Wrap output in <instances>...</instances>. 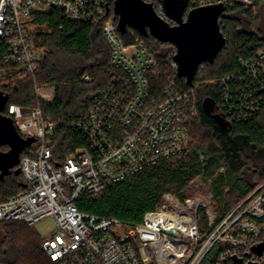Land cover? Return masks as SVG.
Returning a JSON list of instances; mask_svg holds the SVG:
<instances>
[{
    "label": "built area",
    "instance_id": "1",
    "mask_svg": "<svg viewBox=\"0 0 264 264\" xmlns=\"http://www.w3.org/2000/svg\"><path fill=\"white\" fill-rule=\"evenodd\" d=\"M142 1L165 22L177 25L166 15L164 0ZM235 2L253 5L252 0L217 4L227 7ZM108 4L109 0H0V49L7 51L0 89L9 79L35 77L45 54L35 36L49 30L37 22L38 15L56 12L68 22L88 23L102 16ZM103 37L111 52L108 83L85 99L86 116L69 126L85 146L56 159V124L42 108L6 109L5 117L13 120L20 136L35 141L19 164L25 191L0 202V231L8 222L33 227L53 219L54 229L42 243L53 264H200L214 247H221L220 262L233 256L248 261L246 254L264 241V182L229 213L208 211L206 197L192 186L180 195L165 194L163 204L147 212L139 224H123L77 208L85 195L186 152L190 123L200 117L196 88L181 89L174 58L168 63L157 55L165 44L139 38L126 44L112 21L103 25ZM209 83L219 86L217 108L229 122L259 116L264 112V49L241 58L234 73ZM34 91L40 101L51 103L55 98L53 87L36 84ZM200 212L208 220L204 233ZM250 260L264 264V252L252 254Z\"/></svg>",
    "mask_w": 264,
    "mask_h": 264
},
{
    "label": "trees",
    "instance_id": "2",
    "mask_svg": "<svg viewBox=\"0 0 264 264\" xmlns=\"http://www.w3.org/2000/svg\"><path fill=\"white\" fill-rule=\"evenodd\" d=\"M116 1L109 0L104 14L88 23L68 22L56 12L38 15L37 22L47 24L49 30H40L35 36L37 46L45 50L35 77L9 79L0 89V93L8 97L2 116L5 117L10 105L27 109L40 106L45 116L56 124L53 141L56 159L60 160L85 146L80 134L69 126L86 116L89 105L85 99L108 83L106 68L111 52L103 37V25L112 21L117 26L119 37L126 44L134 42L136 38L155 41L152 36L144 37L130 26H127L126 33L120 32V17L114 11ZM218 1L189 0L187 10L217 4ZM252 1V6L237 2L227 4L225 16L220 22L227 39L226 48L213 64L205 63L199 67L193 87L196 88L200 117L190 123L188 150L99 193L85 195L76 203L79 211L117 219L123 224H139L147 212L163 204L165 194L180 195L201 179L209 182L208 193L220 205L218 210L229 213L264 182V112L246 122H229L217 108L219 86L209 83L234 73L241 58H249L264 49L261 30L255 29L264 8V0ZM246 22L251 31L247 30ZM174 51V46L165 44L157 55L171 63ZM6 52L5 47L0 49V68H3ZM86 76L89 81L85 79ZM178 82L181 89L190 88L186 79L180 78ZM36 84L54 88L53 102L37 99L34 91ZM206 99L215 102L213 114L204 109ZM29 148L31 146L22 152L20 161ZM9 150V146H0V153ZM18 169L19 165L0 181V202L25 191L22 174H16ZM198 219L201 232L204 233L208 230L205 213L200 212ZM42 243L43 240L32 227L5 223L0 231V264H53L47 258ZM220 253L221 247H214L200 264H233L230 259L220 262Z\"/></svg>",
    "mask_w": 264,
    "mask_h": 264
},
{
    "label": "water",
    "instance_id": "3",
    "mask_svg": "<svg viewBox=\"0 0 264 264\" xmlns=\"http://www.w3.org/2000/svg\"><path fill=\"white\" fill-rule=\"evenodd\" d=\"M189 0H164L166 15L176 26L161 19L151 4L142 0H117L115 14L120 17L118 28L126 33L127 26L132 27L144 37L152 36L163 44L175 47L174 62L177 65V76L186 79L193 87L199 67L205 63L213 64L218 55L226 48L227 39L220 26V19L225 16L226 7L219 4L201 6L188 13L187 21L183 17L187 12ZM8 97L0 93V146H9L7 153H0V181L9 175L11 169L18 166L22 152L34 143V139H24L18 133L13 120L4 117ZM206 112L213 114L215 102L204 101ZM18 169L16 174H20ZM264 252V241L246 254L245 258L233 256V264H258L250 260L252 254L261 256Z\"/></svg>",
    "mask_w": 264,
    "mask_h": 264
},
{
    "label": "rangeland",
    "instance_id": "4",
    "mask_svg": "<svg viewBox=\"0 0 264 264\" xmlns=\"http://www.w3.org/2000/svg\"><path fill=\"white\" fill-rule=\"evenodd\" d=\"M247 24V30L251 31L250 29V25L248 24V22H246ZM260 29L261 30V35L264 37V8L262 9V11L260 12V18L257 22V24L255 25V29ZM192 187H197L198 190H196L197 192L203 194L206 199H207V210L210 212H217V210L219 209V204L214 202L211 197L209 196V188H210V184L208 181H204V180H197L195 182L194 185H192ZM54 221L51 218H47L42 220L41 222L37 223L36 225H34L32 227V229H34L38 235L41 237L42 240H44L45 238L48 237V235L51 233V231L54 229Z\"/></svg>",
    "mask_w": 264,
    "mask_h": 264
}]
</instances>
